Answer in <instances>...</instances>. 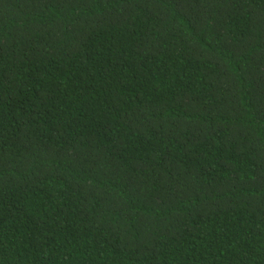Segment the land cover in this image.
Listing matches in <instances>:
<instances>
[{"label":"trees","instance_id":"obj_1","mask_svg":"<svg viewBox=\"0 0 264 264\" xmlns=\"http://www.w3.org/2000/svg\"><path fill=\"white\" fill-rule=\"evenodd\" d=\"M0 264H264V0H0Z\"/></svg>","mask_w":264,"mask_h":264}]
</instances>
